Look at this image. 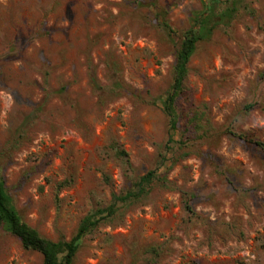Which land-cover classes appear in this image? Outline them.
<instances>
[{
    "label": "rangeland",
    "instance_id": "rangeland-1",
    "mask_svg": "<svg viewBox=\"0 0 264 264\" xmlns=\"http://www.w3.org/2000/svg\"><path fill=\"white\" fill-rule=\"evenodd\" d=\"M234 4L230 24L198 42L176 103L189 155L85 236L73 264H264V152L227 132L264 141V0ZM201 9L200 0H0V176L42 236L70 239L157 166L167 138L159 100ZM0 264L42 257L0 229Z\"/></svg>",
    "mask_w": 264,
    "mask_h": 264
},
{
    "label": "trees",
    "instance_id": "trees-1",
    "mask_svg": "<svg viewBox=\"0 0 264 264\" xmlns=\"http://www.w3.org/2000/svg\"><path fill=\"white\" fill-rule=\"evenodd\" d=\"M202 9L192 13L190 26L180 35L179 42L175 50V59L172 70V82L166 94L160 98L159 103L163 113L167 118V138L163 151L159 154L157 166L148 170L143 175L137 177L131 186L121 194H114L112 202L105 207L92 210L80 221L74 235L66 240H50L42 236L37 229L28 225L19 214L12 196L8 193L4 180L0 176V229L15 238L21 246L30 251L38 252L42 257V264H73L74 257L78 252L81 242L85 236L94 231L102 222L112 218L123 205H128L139 201L150 191L153 182L160 179L158 170L166 165V162L176 161L179 157L189 155L185 149L188 147L185 140L177 139L179 113L177 110V100L184 93L185 80L188 75V63L196 50L198 42L209 39L213 31L220 25H229L235 17L237 7L234 0H200ZM156 23L168 37L175 34L173 27L167 17L162 13L155 16ZM91 82L95 89H100L94 74ZM115 89H120L121 83H114ZM113 88V90H115ZM253 105H248L247 108ZM196 117L191 120L195 130L200 129ZM189 132V130H187ZM228 133L235 135L246 142L253 143L264 152V141L252 139L245 133H237L228 130ZM208 130L202 132L201 137H205ZM113 153L122 161L125 172L128 175L131 166L127 151L118 143H112ZM171 157L169 158L168 156ZM66 185V182L59 184V187ZM188 212L193 213L192 207L186 203Z\"/></svg>",
    "mask_w": 264,
    "mask_h": 264
}]
</instances>
